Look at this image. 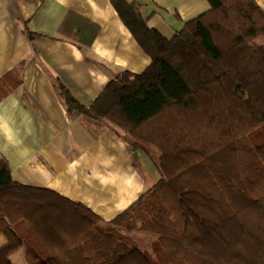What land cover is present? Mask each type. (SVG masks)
<instances>
[{
    "label": "trees",
    "instance_id": "obj_1",
    "mask_svg": "<svg viewBox=\"0 0 264 264\" xmlns=\"http://www.w3.org/2000/svg\"><path fill=\"white\" fill-rule=\"evenodd\" d=\"M208 1L167 39L138 4L112 0L152 59L155 88L139 98L141 76L124 70L90 106L57 89L70 111L115 127L132 149H157L160 178L106 221L15 181L0 157V264H15L27 242L39 264H264V11L255 0ZM11 88L0 79V100Z\"/></svg>",
    "mask_w": 264,
    "mask_h": 264
},
{
    "label": "crops",
    "instance_id": "obj_2",
    "mask_svg": "<svg viewBox=\"0 0 264 264\" xmlns=\"http://www.w3.org/2000/svg\"><path fill=\"white\" fill-rule=\"evenodd\" d=\"M127 1L167 39L211 9L208 0ZM151 61L112 0H0V79L16 84L0 100V157L13 179L106 221L148 192L160 178L153 150L132 149L115 127L70 111L56 84L90 106L128 70L141 76L133 88L142 98L155 88Z\"/></svg>",
    "mask_w": 264,
    "mask_h": 264
},
{
    "label": "rangeland",
    "instance_id": "obj_3",
    "mask_svg": "<svg viewBox=\"0 0 264 264\" xmlns=\"http://www.w3.org/2000/svg\"><path fill=\"white\" fill-rule=\"evenodd\" d=\"M239 91L243 94H245V90L243 89V87L239 86ZM154 152V160L156 162V164H158L159 162V151L157 149H153ZM144 245L148 244L150 242L149 238L144 237L142 238ZM6 245V241L4 238H0V248H2L3 246ZM37 252L35 251V249L33 248V246L31 245V243L26 244V246L22 249H20L19 251H17L14 255H13V261L15 264H39L40 263V259H38L36 257Z\"/></svg>",
    "mask_w": 264,
    "mask_h": 264
}]
</instances>
